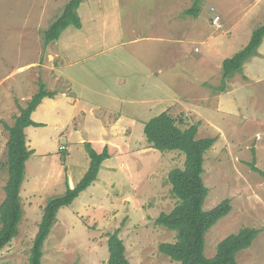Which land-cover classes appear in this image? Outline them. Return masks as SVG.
<instances>
[{
  "label": "rangeland",
  "instance_id": "obj_1",
  "mask_svg": "<svg viewBox=\"0 0 264 264\" xmlns=\"http://www.w3.org/2000/svg\"><path fill=\"white\" fill-rule=\"evenodd\" d=\"M69 1L0 0V206L9 178L6 125L40 82L58 93L31 117L44 126L25 130L35 153L21 191L24 215L0 264H29L47 202L89 169L84 144L101 153L109 141L111 159L97 181L59 211L43 264H108L109 235L119 228L131 264H178L159 251L176 233L155 221L179 203L169 174L186 157L158 151L144 132L164 112L184 130L197 126V138L217 140L205 155L203 209L230 200L232 210L207 233L206 256L253 228L259 235L237 261L264 264V178L250 167L254 161L264 172V40L221 89L224 60L264 25V0H200L196 16L188 12L195 0H83L81 28L68 27L45 47V31Z\"/></svg>",
  "mask_w": 264,
  "mask_h": 264
},
{
  "label": "trees",
  "instance_id": "obj_2",
  "mask_svg": "<svg viewBox=\"0 0 264 264\" xmlns=\"http://www.w3.org/2000/svg\"><path fill=\"white\" fill-rule=\"evenodd\" d=\"M83 0H70L65 6L62 15L44 33L45 47L59 39L62 32L70 26L81 28L82 23L78 9ZM200 0H195L194 6L188 12L196 16ZM264 40V25L256 29L249 44L232 58L223 62V82L235 73H241L243 66L254 56ZM56 91H49L45 83L40 82L38 92L28 102L26 108H20V115L16 117L13 126L6 128L10 133L7 143L9 178L5 186L6 198L0 206V253L19 235V225L22 222L24 210L21 202L22 186L26 178L27 162L35 153L27 145L25 130L29 127H41L43 124L34 122L32 114L42 102L49 98L55 99ZM144 132L154 148L160 152H182L185 157L184 168L174 169L169 174L172 192L179 203L169 213H162L155 221V225L164 227L176 233L174 243H162L160 253L178 264H239L237 255L249 249L259 230L243 228L237 234L230 235L217 248L214 257L205 254L207 233L232 210L230 200H225L209 211L203 209L209 189L203 181L206 153L213 148L216 138H197V126L182 129L176 119L164 112L146 122ZM90 166L81 181L74 187L57 197L51 198L44 207L42 220L31 249L29 264H43L44 245L55 224L61 209L73 205L76 199L97 181L103 163L111 158L108 146L98 153L91 143H85ZM252 171L264 178V172L255 162L250 164ZM121 229L109 235L108 264H131L126 255L124 241L120 238Z\"/></svg>",
  "mask_w": 264,
  "mask_h": 264
},
{
  "label": "crops",
  "instance_id": "obj_3",
  "mask_svg": "<svg viewBox=\"0 0 264 264\" xmlns=\"http://www.w3.org/2000/svg\"><path fill=\"white\" fill-rule=\"evenodd\" d=\"M195 51L196 52H198V49H195ZM225 61V60H224ZM55 99H56V97H55ZM47 100V99H46ZM44 107V105H43V103L40 105V107H38V109L39 110H41L42 108ZM36 114V111L32 114V118L34 117V115ZM111 115H112V113H111ZM118 118H121V117H118ZM38 123V122H37ZM42 124V123H41ZM145 124V123H144ZM43 126H44V124H43ZM119 126V125H118ZM145 126V125H144ZM30 128H32V127H29V128H27L26 129V131H28V130H30ZM36 128V127H35ZM145 128V127H144ZM123 129H127V128H123ZM118 131L120 132V130L118 129ZM113 143V141H109L107 144H105V146H108V148H109V150H111V144ZM105 148V147H104ZM32 150H34V149H32ZM111 153V152H110ZM34 155V154H33ZM32 155V156H33ZM31 156V157H32ZM111 159V158H110ZM110 159H108V160H106L104 163H103V165H102V167H101V170L103 169V168H105V163L106 162H108ZM101 170H100V172H101ZM23 188V187H22ZM62 210V209H61Z\"/></svg>",
  "mask_w": 264,
  "mask_h": 264
},
{
  "label": "built area",
  "instance_id": "obj_4",
  "mask_svg": "<svg viewBox=\"0 0 264 264\" xmlns=\"http://www.w3.org/2000/svg\"><path fill=\"white\" fill-rule=\"evenodd\" d=\"M214 10V9H213ZM213 25L215 26V28L217 29H222L223 26L221 24V17L220 16H216L213 20ZM64 150V148H62Z\"/></svg>",
  "mask_w": 264,
  "mask_h": 264
}]
</instances>
